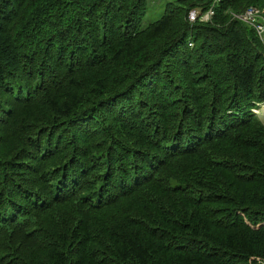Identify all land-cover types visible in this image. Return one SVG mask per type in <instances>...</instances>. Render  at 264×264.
I'll use <instances>...</instances> for the list:
<instances>
[{
    "label": "trees",
    "instance_id": "obj_1",
    "mask_svg": "<svg viewBox=\"0 0 264 264\" xmlns=\"http://www.w3.org/2000/svg\"><path fill=\"white\" fill-rule=\"evenodd\" d=\"M251 6L0 0V264H264Z\"/></svg>",
    "mask_w": 264,
    "mask_h": 264
},
{
    "label": "built area",
    "instance_id": "obj_2",
    "mask_svg": "<svg viewBox=\"0 0 264 264\" xmlns=\"http://www.w3.org/2000/svg\"><path fill=\"white\" fill-rule=\"evenodd\" d=\"M214 15L213 11L206 14L202 20L208 21ZM236 19L248 24L252 27L260 41L264 44V15L261 9L251 6L243 14L235 16ZM198 20V15L195 11L190 12L189 21L196 22Z\"/></svg>",
    "mask_w": 264,
    "mask_h": 264
},
{
    "label": "rangeland",
    "instance_id": "obj_3",
    "mask_svg": "<svg viewBox=\"0 0 264 264\" xmlns=\"http://www.w3.org/2000/svg\"><path fill=\"white\" fill-rule=\"evenodd\" d=\"M177 0H148L147 13L143 20V26L146 27L149 24L159 20L165 13L168 3L176 2ZM254 113L264 120V104L253 109Z\"/></svg>",
    "mask_w": 264,
    "mask_h": 264
}]
</instances>
